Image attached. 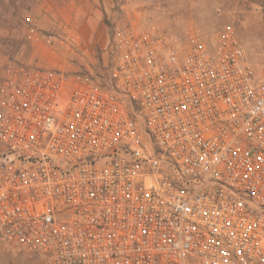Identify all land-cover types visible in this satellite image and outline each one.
I'll return each mask as SVG.
<instances>
[{
    "label": "built area",
    "instance_id": "obj_1",
    "mask_svg": "<svg viewBox=\"0 0 264 264\" xmlns=\"http://www.w3.org/2000/svg\"><path fill=\"white\" fill-rule=\"evenodd\" d=\"M110 49L104 81L7 65L0 248L46 264H264V64L231 24L181 38L123 22Z\"/></svg>",
    "mask_w": 264,
    "mask_h": 264
},
{
    "label": "rangeland",
    "instance_id": "obj_2",
    "mask_svg": "<svg viewBox=\"0 0 264 264\" xmlns=\"http://www.w3.org/2000/svg\"><path fill=\"white\" fill-rule=\"evenodd\" d=\"M154 22L184 38L231 24L251 61L264 64L262 0H0V99L9 64L86 71L104 81L110 67V43L118 24ZM74 39L60 51L54 35ZM52 36V37H51ZM0 264H46L18 248H0Z\"/></svg>",
    "mask_w": 264,
    "mask_h": 264
}]
</instances>
